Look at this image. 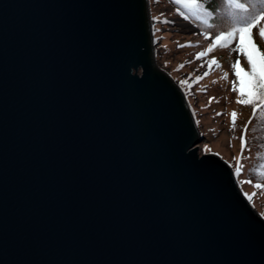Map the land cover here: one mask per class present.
I'll list each match as a JSON object with an SVG mask.
<instances>
[{
	"label": "water",
	"instance_id": "obj_1",
	"mask_svg": "<svg viewBox=\"0 0 264 264\" xmlns=\"http://www.w3.org/2000/svg\"><path fill=\"white\" fill-rule=\"evenodd\" d=\"M152 33L148 0H0V264H264Z\"/></svg>",
	"mask_w": 264,
	"mask_h": 264
},
{
	"label": "rangeland",
	"instance_id": "obj_2",
	"mask_svg": "<svg viewBox=\"0 0 264 264\" xmlns=\"http://www.w3.org/2000/svg\"><path fill=\"white\" fill-rule=\"evenodd\" d=\"M149 1L156 64L188 97L202 134L199 151L224 159L236 173L240 189L264 215V103H259L264 91L246 86L241 72L257 65L256 44L264 48V0H242L236 9L220 1L214 16L203 1L176 0L189 11L175 0ZM181 16L188 18L185 26L177 23ZM220 31L226 32L224 38ZM252 48L247 58L244 51Z\"/></svg>",
	"mask_w": 264,
	"mask_h": 264
},
{
	"label": "trees",
	"instance_id": "obj_3",
	"mask_svg": "<svg viewBox=\"0 0 264 264\" xmlns=\"http://www.w3.org/2000/svg\"><path fill=\"white\" fill-rule=\"evenodd\" d=\"M205 4L208 7H217L216 5H218L220 3L219 0H204ZM225 1V0H223ZM227 3L229 4V2L227 1ZM263 28H264V24H263ZM244 42L246 43V41L244 40ZM246 45V44H245ZM253 48L250 49L249 51L246 50L245 55L248 58L251 55ZM255 54H253V62L255 64V58H256V66H252L251 68H249L248 70L244 71L242 70V77L243 80L246 84V86H251V84L253 86H257L262 88V91H264V48H262L260 46V44L258 43V45L256 44L255 47ZM258 54V55H257ZM246 58V59H247ZM243 64H241L240 66H242ZM259 103L263 104L264 103V97L263 100L260 101Z\"/></svg>",
	"mask_w": 264,
	"mask_h": 264
}]
</instances>
